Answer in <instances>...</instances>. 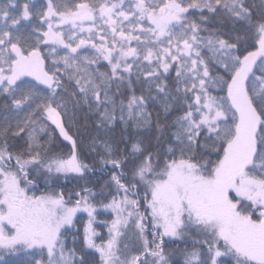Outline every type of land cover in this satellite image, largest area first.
<instances>
[{
    "label": "snow or ice",
    "instance_id": "snow-or-ice-1",
    "mask_svg": "<svg viewBox=\"0 0 264 264\" xmlns=\"http://www.w3.org/2000/svg\"><path fill=\"white\" fill-rule=\"evenodd\" d=\"M0 264H264V0L0 6Z\"/></svg>",
    "mask_w": 264,
    "mask_h": 264
},
{
    "label": "trees",
    "instance_id": "trees-1",
    "mask_svg": "<svg viewBox=\"0 0 264 264\" xmlns=\"http://www.w3.org/2000/svg\"><path fill=\"white\" fill-rule=\"evenodd\" d=\"M19 2H23V0H19ZM8 3V0H0V6H3V5H5V4H7ZM12 11H14V10H12ZM6 259H12V260H15V259H17L16 257H6Z\"/></svg>",
    "mask_w": 264,
    "mask_h": 264
}]
</instances>
